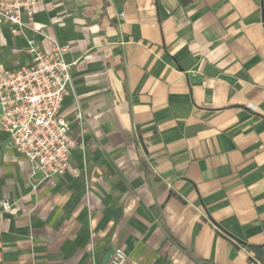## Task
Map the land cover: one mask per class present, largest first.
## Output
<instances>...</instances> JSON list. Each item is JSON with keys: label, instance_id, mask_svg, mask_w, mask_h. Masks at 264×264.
Here are the masks:
<instances>
[{"label": "crops", "instance_id": "obj_1", "mask_svg": "<svg viewBox=\"0 0 264 264\" xmlns=\"http://www.w3.org/2000/svg\"><path fill=\"white\" fill-rule=\"evenodd\" d=\"M30 37L78 145L52 184L0 128V264H264V0H42L0 71Z\"/></svg>", "mask_w": 264, "mask_h": 264}, {"label": "built area", "instance_id": "obj_2", "mask_svg": "<svg viewBox=\"0 0 264 264\" xmlns=\"http://www.w3.org/2000/svg\"><path fill=\"white\" fill-rule=\"evenodd\" d=\"M41 1L0 0V29L5 21L25 26L34 19ZM52 42L53 50L44 51L36 38H28L32 61L0 71V128L30 161L33 173L40 171L55 184L54 177L67 170L78 142L62 114L63 102L73 87V64L65 59L67 48L55 39ZM126 262L125 250L116 248L109 264Z\"/></svg>", "mask_w": 264, "mask_h": 264}]
</instances>
